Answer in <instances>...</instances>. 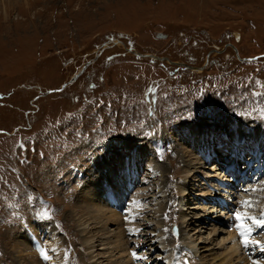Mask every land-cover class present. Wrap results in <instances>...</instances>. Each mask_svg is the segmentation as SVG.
<instances>
[{
	"label": "rangeland",
	"instance_id": "1",
	"mask_svg": "<svg viewBox=\"0 0 264 264\" xmlns=\"http://www.w3.org/2000/svg\"><path fill=\"white\" fill-rule=\"evenodd\" d=\"M101 45L106 47L96 56ZM1 93L0 264H100L89 259L78 222L99 230L89 218L90 202L96 194L104 198L118 175L130 185L123 186L122 210L129 202L148 206L135 221L153 219L152 234L159 225L177 264H211L218 250L197 247L194 253L185 241L193 235L200 246L214 245L228 234L229 215L219 213L215 222L218 209L210 206L223 192L206 206L201 195L215 190L220 180L214 172L222 178L236 166L237 175L244 172L240 180H247L256 169L246 177V160L251 165L258 156L256 164L264 165V139L255 142L252 134L264 131V0H0ZM194 128L213 129L210 141L220 134L207 160L202 153L208 141L193 146ZM241 145L234 167H226L232 148ZM128 147L150 148L135 157L137 179L121 169ZM256 194L264 200V177L228 193L227 199H237L233 214L241 196L259 204ZM108 202H114L110 193ZM183 213L189 214L184 222ZM248 223L251 239L264 247V231ZM14 240L22 241L19 250L11 247ZM57 240L53 252L49 247ZM138 243H129L135 263L161 255L158 245Z\"/></svg>",
	"mask_w": 264,
	"mask_h": 264
},
{
	"label": "bare ground",
	"instance_id": "2",
	"mask_svg": "<svg viewBox=\"0 0 264 264\" xmlns=\"http://www.w3.org/2000/svg\"><path fill=\"white\" fill-rule=\"evenodd\" d=\"M114 42L119 43L118 41H115V40H114ZM99 49L100 48H98V50ZM181 65H183V64H181ZM190 131H191V135L193 138V146H197L199 144L198 142L208 141L207 131L210 133L214 130L211 128H209V129L198 128L195 130V128H194ZM197 133H199V135H197ZM252 134H253V140L255 142L256 141L259 142L262 139H264V131L263 130H258V131H254V132L252 131ZM217 135L220 136V134H216V136ZM213 142H214V139H213ZM205 143H204L205 151L202 153V157L205 160H207L208 155L210 154L211 150H213V148L208 147V145L206 146ZM258 144H259V146L256 148L257 150L260 148L261 142ZM144 145L147 146V143H145ZM215 145H216L215 142H214V144L212 143V146H215ZM229 145L231 146V144H229ZM243 145H241L242 146L241 149H239L238 147L236 149L232 148L231 154L234 156L229 157V158H231L230 159V161H231L230 166L231 167H234L235 162H232V160L236 159L235 156H238L237 159L240 157L238 154H239V150H241V151L243 150V148H244ZM128 148H129V151H127V153H125V155H124V159H125L124 164L125 165L122 164L123 167L121 169L124 170L125 172H128L129 176H130L131 171L134 169L133 166H134L135 157L136 156L141 157V156L147 155L149 153L150 148H146V147L144 149L141 148L142 150L133 148L132 149L133 151L130 150V147H128ZM207 148H209L208 152L206 150ZM244 154L245 153L242 152V157L244 156ZM211 155H213V154H211ZM257 157H255V162H253L251 165H250V162L249 163L246 162L244 167L241 169V170L247 172L248 176H246V177H249V174L251 173V170H253V169H256V171L253 172V173H255L253 175V178H254V176L256 177L258 174H260V172H262V171H258V169H259V167L261 169L262 166H264V165L259 163V162H258V165L256 164L257 163V161H256ZM228 163H229V161H228ZM212 166L214 168L216 165L212 164ZM226 166H229V164ZM213 168H210V169H213ZM220 168H221V166L218 165L217 169H220ZM193 169H194V167L187 169V172H188L187 175H191V173L193 172ZM222 169L226 170V167H224ZM149 170H150L149 172H150V174H152V176L153 175L159 176L160 171L155 166L149 165ZM110 171L111 170H109L108 172H110ZM226 172H227V174H222V178L218 177L220 175L219 172L213 173V174H215V176L220 181H218L216 183L215 190H212L211 192H207V194L201 195V196H203L202 199H204V202H205L204 206H206L207 202L212 200L213 196H215V195L219 196L220 192H223V195L213 198V204L210 205L212 208H214L217 205V203L222 204L223 202H227V200L229 201V199H230V202L231 201H233V203L236 202L237 199L236 198L233 199L231 197V195H230L231 198L227 199L228 193L229 194L232 193L233 190L230 188L231 187L230 184L228 185V183L231 182V178L229 177L230 172L229 173H228V171H226ZM114 173H115V170L111 171L110 174L112 175ZM243 174H244V172H243ZM243 174L240 176L237 175V177H241V176H243ZM126 178L127 177L123 178L122 175H118L116 177V179L114 177H111L112 180L108 183V185L104 189V191H105L103 194L104 198H102V196L96 194L94 197H92L93 199L91 200V202L89 201L90 203H93V204H91V207H90L92 217H91V215H89V218L92 219L94 223H98L101 225V227H99V230L97 228H94L91 230L89 228V226L92 225V223H89L88 221L84 220L83 222L82 221L78 222L80 230L82 231L83 235L86 236L85 242L89 246V250H90L89 251L90 252L89 253L90 258L89 259H91L92 263H100V264H106L107 262H108V264H109V262L111 264H138L137 262L136 263L134 262V260L136 261L135 257H137V254L134 255V253H135V251L133 250L134 248L130 249L129 243L133 242V241H134V243L135 242L138 243V242L142 241L143 244H146V246H149L150 248L152 247L153 249H155V246L158 245L162 249L159 252V253H161V255L159 257H157V254H155V256L153 255L152 257L147 256L146 262H149L150 260L156 259L155 264L160 263L162 260L165 261V264H174L172 259L175 258L174 262H175V264H177L176 263V261H177L176 260V254L174 252H170L169 248L167 247V245L164 244V242L162 240L164 234L162 233L161 230L158 229L159 225H157L156 223L154 224L155 234H152L148 227L153 223V219L146 220V223L141 224L143 226H141L140 224L137 223V221H135L137 219L138 215H139V217H141L142 211L148 209V206L141 207V205H144V204L141 203L140 201L138 203H136V202L130 203L129 202V206L124 210L125 214L123 215L118 211V209L113 208L111 206V204L108 202V193H110V194H112L114 202L117 203L121 207L123 197H124L123 186H125V185L130 186L129 182ZM109 179H110V176H109ZM221 179H223L224 181ZM241 181L242 180H240V178H239V182H241ZM186 187L187 186L185 184H182L180 187L181 188L180 191H182V193L184 195H185V191L187 190ZM239 189H241V188H239ZM162 190H163V188L159 187L158 192H160L162 194ZM235 192H237V191H235ZM241 192H243V191H241ZM161 194L154 197L153 200L157 201L159 198L163 197L162 196L163 194L162 195ZM261 195L262 194H260V195L256 194L254 196V198L260 197L259 198L261 200L260 203L253 205L254 202H252L251 206H247V202H250V200L252 198L251 195H249V196L244 195V196H241L238 198V204L236 203V205L239 206V208H237L233 214V207H232V213L230 212L228 214L229 217L226 216L227 222H228V227H229V230L227 232L228 234H226L224 237H221L219 239V241L217 240L214 245L211 243V245H208V244L203 245L202 244V246H200L201 245L200 243H195L196 239L191 238L193 235H190V238L184 237V239L189 238L185 241V243L187 244V246L190 249L193 250L194 253H196L197 247L199 248V250H201V249H204V250L206 249V251L218 250V252H216L217 256H216V258L213 259V262L211 264H264V250H262V248H264L263 246H261L259 248H255V246L253 245L254 243H250L251 245L249 247L244 248L245 246L243 244H241V242H240V240H241L240 232L245 231V229L248 228V226H247L248 221H246L244 219V217L245 216L257 217L259 214L261 215V213H264V200L261 199ZM106 202H108L110 204V206H108V204ZM160 203H162V202H160ZM156 205H159V202H157ZM204 206L202 208H199V209L203 210ZM254 206H255V210H257L256 206L259 209V212L257 214H255V213L251 214V212H248V210H249L248 208L254 207ZM240 207H242L243 210L240 209ZM205 209H207V208H205ZM211 211H212V209H211ZM217 213L218 214L215 215V217H216L215 222L217 221V219L219 217L222 216L219 213H223V212L218 211ZM236 213L240 214V216H241L240 220H237L235 218ZM203 214L206 215V217H207L209 215V212H203ZM188 217H189V214L183 213L181 215L180 220H182L184 222V220H186V218H188ZM154 221H156V220H154ZM218 224L220 225L221 223H218ZM225 226H227V225H225ZM140 227H142V228L140 229ZM213 228H214V226H212L211 229L205 230V233H204L205 235H203V236L208 237L210 235L211 231L214 230ZM46 229H48V228H45V230ZM96 229L98 231H96ZM138 229H140V230H138ZM221 232H223V231H221ZM126 233H127V236H126ZM188 234H189V232H187V234H185V236ZM136 235H140V237L137 236L138 237L137 238ZM262 235H264V234H262ZM133 236H134V238H133ZM249 238L251 239V236H249ZM251 240L260 241V240H257L255 237L252 238ZM200 241H202V240H199L198 242H200ZM21 242H22L21 240H14L11 247L15 248L17 245L20 246ZM59 243H60V241L57 240L49 248H51L52 251L55 252L59 248V245H60ZM210 247H212V248H210ZM17 248L19 250L20 247L17 246ZM251 250L252 251L254 250L253 255L248 253V251H251ZM101 251H103V252H101ZM168 252L173 253V255L170 256L168 254ZM107 253H108V255H107ZM54 256H55L54 257L55 259L58 258V255H54ZM106 256H107V258H104ZM139 256L142 257L143 254L142 253L138 254V257ZM171 257H173V258L171 259ZM101 258H102V260H106V261L108 260V261L104 263V261H101ZM33 263L34 262H32V264ZM143 263H144V261H142V264ZM200 264H205V263H200Z\"/></svg>",
	"mask_w": 264,
	"mask_h": 264
},
{
	"label": "snow or ice",
	"instance_id": "3",
	"mask_svg": "<svg viewBox=\"0 0 264 264\" xmlns=\"http://www.w3.org/2000/svg\"><path fill=\"white\" fill-rule=\"evenodd\" d=\"M247 206H251V202H247ZM235 218L237 220H240L241 219L240 214L236 213L235 214ZM244 219L246 221H250L251 224L254 225L256 228L264 229V213H261V215L259 217L245 216ZM250 234H251V228L245 229V231H241L240 232V237H241L240 242H241V244H243L244 246H247L250 243H254L257 246H261V242L260 241H253V240H251L249 238ZM262 250H264V248H262ZM44 258L47 259V256L45 255Z\"/></svg>",
	"mask_w": 264,
	"mask_h": 264
},
{
	"label": "water",
	"instance_id": "4",
	"mask_svg": "<svg viewBox=\"0 0 264 264\" xmlns=\"http://www.w3.org/2000/svg\"><path fill=\"white\" fill-rule=\"evenodd\" d=\"M113 41V40H112ZM109 46V45H107ZM106 46L105 45H101V48L95 53V55L97 56L101 51H103V49L105 48ZM234 50L235 47H234ZM135 55H138L140 57H144V56H148L152 59H154L155 61H162V60H166V61H169L167 58H164V57H161V56H157V55H153V54H143V53H135ZM94 56V57H96ZM94 59L92 60H89L87 61L86 63L83 64V66L81 67V69L79 71H77L76 73H74L72 76H71V79L68 81V83H71L72 81H74L79 74H81L83 72V70L87 67V65L91 62H93ZM177 64H181L180 62L177 63ZM190 67V66H189ZM190 69H194V70H200L201 68H198V67H190Z\"/></svg>",
	"mask_w": 264,
	"mask_h": 264
}]
</instances>
